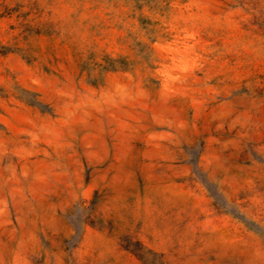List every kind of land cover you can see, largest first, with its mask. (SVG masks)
Returning a JSON list of instances; mask_svg holds the SVG:
<instances>
[{"label":"rangeland","instance_id":"rangeland-1","mask_svg":"<svg viewBox=\"0 0 264 264\" xmlns=\"http://www.w3.org/2000/svg\"><path fill=\"white\" fill-rule=\"evenodd\" d=\"M0 264H264V0H0Z\"/></svg>","mask_w":264,"mask_h":264}]
</instances>
